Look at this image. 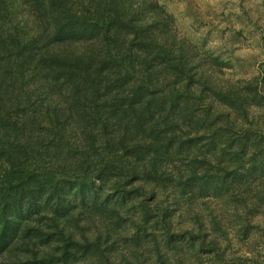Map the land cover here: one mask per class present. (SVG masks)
<instances>
[{"label": "trees", "instance_id": "obj_1", "mask_svg": "<svg viewBox=\"0 0 264 264\" xmlns=\"http://www.w3.org/2000/svg\"><path fill=\"white\" fill-rule=\"evenodd\" d=\"M224 65L160 0H0V264L253 259L264 69Z\"/></svg>", "mask_w": 264, "mask_h": 264}, {"label": "rangeland", "instance_id": "obj_2", "mask_svg": "<svg viewBox=\"0 0 264 264\" xmlns=\"http://www.w3.org/2000/svg\"><path fill=\"white\" fill-rule=\"evenodd\" d=\"M180 32L226 62L228 78H253L264 69V0H160ZM235 241L242 264H264V231ZM244 260V261H243Z\"/></svg>", "mask_w": 264, "mask_h": 264}]
</instances>
